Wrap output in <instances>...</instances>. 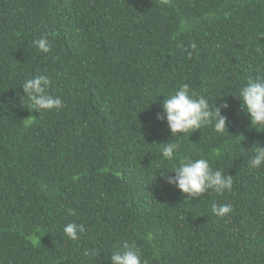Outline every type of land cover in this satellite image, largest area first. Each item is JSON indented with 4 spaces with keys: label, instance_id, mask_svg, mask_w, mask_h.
<instances>
[{
    "label": "trees",
    "instance_id": "1",
    "mask_svg": "<svg viewBox=\"0 0 264 264\" xmlns=\"http://www.w3.org/2000/svg\"><path fill=\"white\" fill-rule=\"evenodd\" d=\"M37 74L60 109L21 104ZM259 76L264 0H0V264H112L123 241L147 264H264V166L248 164L264 128L238 95ZM183 84L227 101L228 130L177 134L169 161L157 115ZM185 158L232 175V190L187 198L160 177ZM70 222L85 228L76 241Z\"/></svg>",
    "mask_w": 264,
    "mask_h": 264
},
{
    "label": "clouds",
    "instance_id": "2",
    "mask_svg": "<svg viewBox=\"0 0 264 264\" xmlns=\"http://www.w3.org/2000/svg\"><path fill=\"white\" fill-rule=\"evenodd\" d=\"M183 24V21L181 22ZM33 45L41 52H49L51 43L47 35H42L34 40ZM195 47V45H193ZM52 84L51 79L44 74H37L26 79L22 84L24 96H20L21 104L33 110L60 109L63 101L59 96L49 94L48 89ZM242 103L241 108L244 114L251 120V127L264 128V77L249 78L247 83L238 93ZM225 101L217 106L210 107L208 99L203 95L197 96L190 91L188 84H183L178 90L171 94L162 102L163 114H158L157 119L164 120L166 116L167 126L174 140L162 143L161 155L171 161L180 145L176 142L179 133H188L202 129L204 126L213 125L217 133H223L227 127V118L222 114V109L229 108ZM30 123V120H27ZM249 167L259 169L264 166V147L259 144L255 148V154L250 158ZM175 176L162 175L167 183L178 188L187 198H198L205 192L212 190L216 193L231 191L233 187V176L224 174L220 170H214L209 161L205 158L189 159L185 158L172 172ZM211 210L214 215L224 217L232 211L231 204L213 203ZM63 232L71 240L76 241L79 235L85 232L83 224L70 222L63 227ZM85 255H89L85 252ZM112 264H147L142 260L140 250L128 241H123L121 245L110 255Z\"/></svg>",
    "mask_w": 264,
    "mask_h": 264
}]
</instances>
